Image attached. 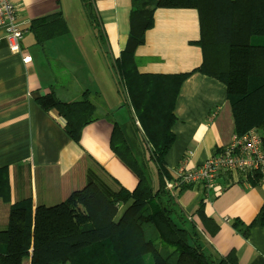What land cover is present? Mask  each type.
I'll return each instance as SVG.
<instances>
[{"label":"crops","instance_id":"crops-1","mask_svg":"<svg viewBox=\"0 0 264 264\" xmlns=\"http://www.w3.org/2000/svg\"><path fill=\"white\" fill-rule=\"evenodd\" d=\"M15 2L25 32L21 53H13L0 39V168L6 169L10 196L8 202L0 197V230L8 225L11 206L20 200L31 198L36 206H54L84 188L91 165H100L130 191L138 184L109 145L113 121L126 124L132 115L114 66L130 37L132 0H92V14L81 0ZM81 6L89 21L100 27V48L85 46V38L73 32L69 21ZM52 14H60L68 30L41 46L30 24ZM199 37L195 10L158 8L154 26L136 52L139 71L175 74L200 66ZM25 56L31 61L25 62ZM86 90L99 106L98 120L85 128L78 143L67 133L60 113L45 110L38 99L54 92L69 102L80 99ZM174 115L175 140L165 156L173 176L181 165L198 167L236 137L226 85L203 73L184 80ZM249 176L222 174L212 190L183 185L173 192L192 215L206 252L226 256L234 251L239 264H264V182L252 185ZM201 201L205 215L219 226L215 234L197 214ZM235 220L250 226L247 236L234 226Z\"/></svg>","mask_w":264,"mask_h":264},{"label":"trees","instance_id":"trees-1","mask_svg":"<svg viewBox=\"0 0 264 264\" xmlns=\"http://www.w3.org/2000/svg\"><path fill=\"white\" fill-rule=\"evenodd\" d=\"M81 1L92 14V0ZM132 4L128 44L114 65L132 115L126 124L113 121L109 145L137 177L136 188L126 189L100 165H91L86 186L57 205L20 200L11 206L8 225L0 230V264H25L28 258L29 264H239L234 251L226 256L206 252L192 215L167 188V181L176 177L165 156L175 140L171 128L180 87L196 72L226 85L236 136L256 128L264 150V0H132ZM158 8L198 13L200 66L175 74L139 71L136 52L154 26ZM30 30L42 46L68 27L60 14H52L32 20ZM38 102L45 110L60 113L67 133L78 143L85 128L98 120L99 106L90 90L74 101H63L51 92ZM249 179L256 185L261 174ZM0 197L10 201L5 168H0ZM65 214L73 215L76 232L66 231ZM197 214L215 234L219 226L205 215L203 201ZM234 226L249 234L250 226L240 220Z\"/></svg>","mask_w":264,"mask_h":264},{"label":"built area","instance_id":"built-area-1","mask_svg":"<svg viewBox=\"0 0 264 264\" xmlns=\"http://www.w3.org/2000/svg\"><path fill=\"white\" fill-rule=\"evenodd\" d=\"M20 6L15 0H0V39H5L13 53H21L24 29L18 21ZM25 62L31 61L25 56ZM261 174L264 182V150L262 134L253 128L216 152L207 161L196 168L188 169L181 165L175 170L176 179L167 181L170 191L178 190L183 185H201L206 191L216 187L220 175L253 176Z\"/></svg>","mask_w":264,"mask_h":264},{"label":"rangeland","instance_id":"rangeland-1","mask_svg":"<svg viewBox=\"0 0 264 264\" xmlns=\"http://www.w3.org/2000/svg\"><path fill=\"white\" fill-rule=\"evenodd\" d=\"M77 14L75 13L71 18H70V24L72 26L74 34H78L80 36H83L85 38L84 44L85 46H91V47H96L100 48L102 45L101 42V30L100 27H98L95 22L94 25L89 21L90 18L87 17L88 14H86V10L82 8H76ZM88 13V11H87ZM94 19V18H93ZM122 89V87H121ZM122 96H125V92L122 89L121 92ZM120 95V100L122 96ZM123 102V101H121ZM119 118V117H118ZM63 222L65 224V227L67 229L68 233H72L73 230L75 232L78 230V225L73 217L72 214H65L62 216ZM75 228V229H74Z\"/></svg>","mask_w":264,"mask_h":264}]
</instances>
